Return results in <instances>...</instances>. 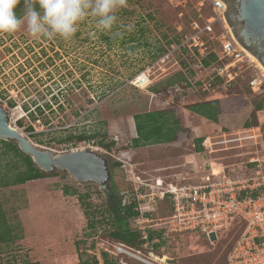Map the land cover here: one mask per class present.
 <instances>
[{
    "label": "rangeland",
    "instance_id": "obj_1",
    "mask_svg": "<svg viewBox=\"0 0 264 264\" xmlns=\"http://www.w3.org/2000/svg\"><path fill=\"white\" fill-rule=\"evenodd\" d=\"M211 1L127 0V6L118 9L117 21L110 31L98 30L96 19L89 15L69 41L58 37L35 39L27 33L26 26L13 34L0 33V105L10 124L38 148L63 153L89 145L86 150L98 149L93 151L105 157L109 166L125 163V169H114L109 181V188L114 186L124 203L130 198L131 186L133 191V184L127 180L132 172L149 182L162 178L166 183L205 184L204 177L211 169L228 180L253 177L255 169L264 171V163L257 162L264 157V110L258 113L257 127H243L246 122H253V107L244 106L242 101L258 96L246 82L260 69L247 57L234 88L226 91L218 86L212 92L203 91L200 85L193 89L195 97L175 105L181 107L237 92L243 95L231 99L226 114L219 116L217 122L201 121L181 107L178 111L189 127L184 138L166 145L129 147L136 135L133 116L167 109L172 101H160L162 85L171 79L179 81L182 75L192 83L211 75V70L200 67L199 56H203L188 47L183 50L176 48L178 44H169L184 41L182 35L191 31L192 22L201 27L203 19L211 16ZM220 32L216 25L213 34L204 35L205 53L217 51L215 37ZM161 50L166 51L161 54ZM149 67V84L133 85V79ZM190 71L194 74L190 75ZM159 90L160 94H156ZM200 126L203 151L195 153L194 140L199 131L193 127ZM29 127L33 130L29 131ZM80 133L97 136L89 141L65 140L68 135ZM101 139L113 142V146L108 150L99 146ZM184 155H188L187 160ZM55 172L23 185L0 188L1 211L12 239L0 244V264H77L79 258H98L101 251L119 264H141L123 253L110 254L108 251L114 250L117 243L108 235V225L103 222L96 230H89L77 196L62 192L67 187L87 194L89 198L84 201L90 205L88 211L108 218L109 199L100 186L80 184L65 172ZM169 206L167 200H156L147 206L153 211L151 218L159 219L156 222L161 227L166 223ZM165 234L163 254L171 258L167 264H228L227 256L239 230L217 232L218 238L213 241ZM158 250L152 253L161 256ZM147 252L150 249L141 246L137 254L153 262Z\"/></svg>",
    "mask_w": 264,
    "mask_h": 264
},
{
    "label": "built area",
    "instance_id": "obj_2",
    "mask_svg": "<svg viewBox=\"0 0 264 264\" xmlns=\"http://www.w3.org/2000/svg\"><path fill=\"white\" fill-rule=\"evenodd\" d=\"M226 9L223 1L212 0V15L204 20L201 27L197 22H192L191 32L185 36L180 45L176 46L179 49L185 45L189 49H195L199 55L205 56L207 52L205 53L206 47H203L205 42L202 36L213 34L215 26L218 25L221 32L215 39L219 41L220 47L216 54L220 60L230 59L228 63L217 67L215 71L216 76L222 79L224 88L231 86L238 76V71H241L242 62L247 57L226 23L224 15ZM165 57L161 59L164 60ZM150 70L149 67L139 73L133 79V85L147 86L150 82L148 73ZM248 84L253 90L262 88L264 92V73L261 69ZM208 88L209 84H203V91ZM88 147L90 146L78 147L75 150H84ZM257 162L264 163V157L258 159ZM130 175L133 194L137 202L136 210L140 215L135 220L136 229L144 249H150V251L159 249L158 253L162 259L165 247L163 236L167 232L179 236H198L213 241L218 238L217 232L228 231L234 223L238 222L241 229L228 253L227 263L264 264V173L260 169L253 177L239 180H228L226 176H221V173L214 174L211 169L210 174L204 177L205 184L166 183L162 178H155L154 182H149V180L134 175L133 172ZM247 191H254L257 194L255 196L246 194L240 197V194ZM156 200H167L170 205L164 227L156 222L159 219L151 218L153 211L148 209L149 205ZM145 201L148 202V207L145 206ZM154 228H165L166 230L161 238L157 236L150 241L148 233ZM108 252L113 256L122 253L132 256L141 264H159L158 261L149 262L141 254L131 252L121 246H115L114 250Z\"/></svg>",
    "mask_w": 264,
    "mask_h": 264
},
{
    "label": "trees",
    "instance_id": "obj_3",
    "mask_svg": "<svg viewBox=\"0 0 264 264\" xmlns=\"http://www.w3.org/2000/svg\"><path fill=\"white\" fill-rule=\"evenodd\" d=\"M16 11L18 16H21L22 13L24 12L23 0H21V4L17 7ZM210 15H212V10L210 11L209 16ZM205 18L203 19V22ZM186 35L187 34L182 35V38H185ZM202 38L205 39V36L203 35ZM173 42H169L170 46L172 44L180 45V43H182L181 40H177V42L175 41ZM217 42L219 45L217 49L218 51L220 44L218 40ZM173 47L174 46H172V48ZM180 48H182L183 50L188 49L187 47H183V46ZM165 51L166 50H161L160 52L161 54H163L165 53ZM217 51L210 50L203 57H200L198 55L200 67L203 69H208L209 71L211 70V75H209L208 79L196 80L194 81L195 83L189 82L188 78H186L183 75L180 77L179 81L175 82L174 80L171 79L166 84L162 85L160 89L161 92L163 93V95L159 97L160 101L166 100L168 98H172V101L167 105L168 107L167 109L139 113L133 116L136 137L131 140V145L129 146L130 148L137 149L145 146L168 144L184 138L185 134L188 132V129L182 127L181 117L178 113V108H180V106L175 107V105H179V103H181V101L186 98L195 97L196 92H194L193 89L200 87V85L202 86L205 83L209 84V88L206 91L210 89L212 90V92H214L218 86H221L226 91L235 87V85L238 83V81L242 76L241 75L242 72L238 71V76L232 82L231 86L228 88H224L222 79L216 76L215 71L217 67L228 63L230 59L224 58L220 60L218 58V55L216 54ZM196 52L197 51L193 49V53ZM233 70L237 71V69H233ZM193 74L194 72L190 71V75ZM251 78L247 80L246 85L247 87H249V89L252 92L258 94V96L255 97V99L242 101V104L244 106L252 105L253 107L252 110L253 122L252 121L251 123L249 121L246 122L243 126L244 129H249L250 127H257L259 125L258 113L264 110V96L262 95L264 94V92L262 91V88L258 90H253L249 86L248 83ZM160 90L155 91V93L160 94L159 93ZM239 96L243 97V95H240L239 92H237L235 94H232V96L227 95L224 97H215L204 100H198L197 102H191L182 105L181 107L190 111L195 115H198L208 121L215 123L218 121V116L222 112H227L226 111L227 106L228 103L232 101L231 99H233V101L237 100L236 98H239ZM29 114L30 116L33 117L31 113ZM28 130L32 131L33 129L32 127H29ZM96 136L97 133L93 135L80 133L78 135H68L67 137H65L66 138L65 140L75 139L77 141H89L91 138H94ZM104 141L105 139H101L98 143L99 146H102L107 150L113 146V142L110 141L108 143H105ZM202 142H203V138H198L194 140L195 153H200L203 151V147L201 146ZM205 142H207V140ZM125 166H126L125 163L120 164L119 162H114L109 166L110 174H112L115 168L122 167L125 169L126 168ZM252 166H254V164ZM257 170L255 169V172ZM56 173L57 172L45 173L39 170L33 163L31 157L23 154L18 149L16 142L0 141V188L23 185L26 184L27 182L36 181L49 176H53ZM127 180L131 184V180L129 176ZM116 190L117 189L114 186H112L110 189V193L112 194V196L108 198L109 202L107 203V209L109 215L108 218L103 217L104 215H101L100 217H96L95 212L90 211V209L88 211L90 205L89 203H85L84 201L85 198H89L87 194L86 195L79 194L78 191L74 189H69L67 187H64L62 189V192L65 195L77 196L80 207L82 208L83 215L86 218V227L89 230L91 231L96 230V227L104 222L106 225H108L109 227L108 235L112 240H114L117 243L116 246H121L127 250H130L131 252L137 253L141 250V245L143 242L141 241L140 235L137 232L136 229L137 225H135V220L139 218L140 215L139 212L136 210L137 202L135 200V197L133 196L132 186H131V192L129 194L130 198L125 203L122 201V198L121 199L119 198V195L116 192ZM246 194L255 196L257 192L247 191L246 193L240 194V197ZM125 197L126 195H124V198ZM233 228H237L238 230L241 229L238 222L234 223V225L231 227V230ZM165 230H166L165 228H154L152 231L148 233V240L151 241L157 236L161 238V235L163 232H165ZM235 239L233 240L230 249L232 248ZM10 241H12L10 230L6 221L4 220V214H2L1 206H0V244L8 243ZM99 254L100 256L98 258L96 256H92L90 259L79 258V262L77 264H119L117 259L113 258L104 251H101ZM24 264H30V263L25 262Z\"/></svg>",
    "mask_w": 264,
    "mask_h": 264
},
{
    "label": "water",
    "instance_id": "obj_4",
    "mask_svg": "<svg viewBox=\"0 0 264 264\" xmlns=\"http://www.w3.org/2000/svg\"><path fill=\"white\" fill-rule=\"evenodd\" d=\"M226 5L225 20L237 43L264 67V0H221ZM0 141L16 142L18 149L31 157L35 166L45 172H65L80 184L96 183L110 198L111 178L108 160L93 150H71L54 153L38 148L13 127L0 105ZM147 254L160 259L152 251ZM165 263L171 260L164 255Z\"/></svg>",
    "mask_w": 264,
    "mask_h": 264
},
{
    "label": "clouds",
    "instance_id": "obj_5",
    "mask_svg": "<svg viewBox=\"0 0 264 264\" xmlns=\"http://www.w3.org/2000/svg\"><path fill=\"white\" fill-rule=\"evenodd\" d=\"M20 4L21 0H0V33L13 34L26 26L35 39L69 41L89 15L96 19L98 30L110 31L127 0H23L24 12L18 16Z\"/></svg>",
    "mask_w": 264,
    "mask_h": 264
},
{
    "label": "crops",
    "instance_id": "obj_6",
    "mask_svg": "<svg viewBox=\"0 0 264 264\" xmlns=\"http://www.w3.org/2000/svg\"><path fill=\"white\" fill-rule=\"evenodd\" d=\"M181 108V107H180ZM163 109V108H162ZM182 109H184V108H182ZM158 110H161V109H158ZM178 110H179V108H178ZM184 110H186V109H184ZM188 111V110H187ZM178 113H179V111H178ZM188 114L190 115V111L188 112ZM223 114H226L225 112H222L219 116H221V115H223ZM179 115H180V113H179ZM195 115V114H194ZM201 121L203 120V121H206V122H208V123H214V122H211V121H208V120H206V119H204V118H202V117H200V116H198V115H196ZM219 116H218V118H219ZM180 117H181V115H180ZM181 123H182V127L183 128H186V129H188L189 127L188 126H186L184 123H183V119L181 118ZM208 128H209V126H208ZM193 129H195V130H197V132L199 133L197 136L198 137H196L197 139L198 138H201L203 135V128H202V126H200V127H197V128H194L193 127ZM189 131V130H188ZM202 131V132H201ZM205 131H207V130H205ZM135 134H136V132H135ZM135 137H136V135H135ZM134 137V138H135ZM177 142V141H176ZM176 142H172V143H176ZM168 144H171V143H168ZM161 145H166V144H161ZM186 155V154H185ZM183 156L184 157V159H185V157L186 158H188V155L187 156ZM185 160H187V159H185Z\"/></svg>",
    "mask_w": 264,
    "mask_h": 264
},
{
    "label": "bare ground",
    "instance_id": "obj_7",
    "mask_svg": "<svg viewBox=\"0 0 264 264\" xmlns=\"http://www.w3.org/2000/svg\"><path fill=\"white\" fill-rule=\"evenodd\" d=\"M243 50H244V49H243ZM244 51H245L247 57L249 58V60H250L251 62L255 63L256 66H257L258 68H260V69L262 70V72H264V67L259 63V61H258V60H257L252 54L248 53L246 50H244ZM153 260H154V261H161L160 263L165 264V258H163V259H153Z\"/></svg>",
    "mask_w": 264,
    "mask_h": 264
}]
</instances>
